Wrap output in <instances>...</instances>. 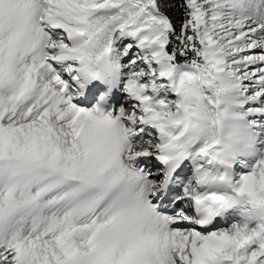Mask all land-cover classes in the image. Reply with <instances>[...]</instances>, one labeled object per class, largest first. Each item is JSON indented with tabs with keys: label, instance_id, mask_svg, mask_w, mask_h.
Instances as JSON below:
<instances>
[{
	"label": "snow or ice",
	"instance_id": "6c2138e0",
	"mask_svg": "<svg viewBox=\"0 0 264 264\" xmlns=\"http://www.w3.org/2000/svg\"><path fill=\"white\" fill-rule=\"evenodd\" d=\"M0 264H264V0H0Z\"/></svg>",
	"mask_w": 264,
	"mask_h": 264
}]
</instances>
